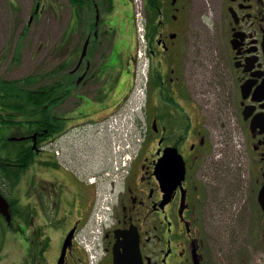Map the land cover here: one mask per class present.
Wrapping results in <instances>:
<instances>
[{
    "label": "flooded vegetation",
    "instance_id": "obj_1",
    "mask_svg": "<svg viewBox=\"0 0 264 264\" xmlns=\"http://www.w3.org/2000/svg\"><path fill=\"white\" fill-rule=\"evenodd\" d=\"M62 1L69 0H58L59 6ZM168 1L172 13L156 25L147 47L142 117L137 122L142 137L130 140L131 157L120 169L115 171L111 164L109 146L102 169L62 160L58 138L68 122L83 112L66 115L57 111L60 105L51 107L65 119L58 131L28 130L21 137L7 132L0 137V194L10 214L9 221L0 214V264L6 241L4 222L6 232L12 234L16 257L8 264H58L60 258V264H264V0L208 1L215 51L213 83L203 76L196 78L183 58L175 31L183 4ZM26 2L30 5L27 19L22 24L12 22L15 32L41 24L45 13L51 12L49 0H0V12L15 14ZM93 28L86 36L88 47L97 34ZM97 48L95 52L87 49L88 59L79 56L65 70L74 87L87 82L93 86ZM130 59L135 66V59ZM107 108H102L101 120L113 112ZM212 120L225 131H233L244 170L233 172L224 157L211 164ZM8 141H19L31 151V163L12 185L3 170L21 164L16 163L17 156L6 155L3 146ZM168 148H175L185 163L183 179L171 190L165 189L155 173L156 163ZM164 164L161 173L173 175V166ZM29 169L31 189H26L29 180L24 175ZM205 179L209 187L218 185L208 197L200 183ZM204 205L210 207L212 217L215 210L228 213L225 220L231 225L219 237L235 232L247 243L251 259L229 260L226 246L205 235L203 228L217 220L204 216ZM226 206L236 209L234 217Z\"/></svg>",
    "mask_w": 264,
    "mask_h": 264
},
{
    "label": "rangeland",
    "instance_id": "obj_2",
    "mask_svg": "<svg viewBox=\"0 0 264 264\" xmlns=\"http://www.w3.org/2000/svg\"><path fill=\"white\" fill-rule=\"evenodd\" d=\"M55 1L58 0H50V3H54ZM144 1L146 3V0ZM161 1L166 10V15L169 17L172 13V8L169 4L170 1ZM208 1L209 0H179L180 5L182 6L183 4L179 14L181 22L179 24L180 26L176 24L175 31L178 33L177 42L181 44L179 46H181L182 56L185 60L189 61L191 67L195 70L196 78L203 76L209 78L210 83H213L215 51L211 44V42H213V25ZM53 3H51L52 6L54 5ZM67 6L70 7L69 2L67 3ZM104 6V2L101 1L99 4L97 3V7L93 4V6H88V10L85 9L87 14L85 15L84 13V17L81 16V18H79L81 19L84 32L90 30L94 25L96 26L93 29H99L100 31V28L105 24L106 12H109L107 11L109 8L105 9ZM60 9L59 19L66 18V16L69 15V9L66 16V10H63L62 7ZM28 10H30V5L26 2V4L19 5V12L15 14L13 12H0V79L17 80L36 75V82L39 84H45L54 79L59 80L63 75H66L65 70L75 63L76 59L80 56L81 51H76L71 59L65 61L64 58L67 51L65 45L62 46V53L59 52V40L62 39L60 37V28L55 30V28L48 29L47 27H44V24L47 22L48 25H51L49 24L52 19L50 16L51 12L49 14L47 12L45 13V16L40 20L42 21L41 24L36 22V25L32 28L25 26V28H19V31L15 32V30L11 28L13 24L12 22L16 21L17 24H22L24 20L26 21L29 12ZM75 13L77 16V12ZM146 15L147 11L145 6V16ZM163 18L164 17H162V19ZM158 19L161 20V16ZM53 30H55V33ZM69 33L64 35L65 39H67L65 40L67 42V49H69L70 46H73L74 43L71 42V40L75 37H73L72 30ZM91 39L92 42L90 43V47L93 45V41L95 42L94 38ZM104 41L105 40L102 39V36L98 37L97 42L101 43L103 48L105 46ZM81 45L82 42L78 41V47ZM103 48L101 47L100 49L103 52L102 57L99 60H93L92 66L97 69V77L93 81V86L91 82H87L86 84L73 87L72 93L62 101V104H59L60 107L57 110L59 112L67 113L66 115H77L75 112H81V109L83 108L81 106L82 104H84L83 106H87V103H90V108L83 109V115L81 116L80 114L81 118L79 116L68 122V125H66V132L62 136H59L56 146L63 153L61 157L62 160H75L76 163L80 165L83 164V168H93L94 170L102 169L106 165V157L104 155L107 153L108 146L111 148L112 154H116L117 152H114V149L121 150V147L124 146V139H130L137 136L139 132L137 128L140 131L142 130L141 124L136 123L138 121L137 119L142 117L140 104H143L142 100L144 97V94H141V91L139 90V87L141 86V74L137 69L139 63L137 67L134 68L136 70V75L134 72L135 77H133L131 88L128 90L126 85H128L130 81L127 80L128 83L126 81L125 84H119V82L116 81L117 77L121 74L120 68L122 66L119 67L120 71L115 77L112 74L115 69H117V64L122 62L120 57L116 56V46L108 58L106 57V51ZM98 49L99 48H97V50ZM87 55L90 56L87 52L84 57L88 59ZM101 72H105L104 75H101ZM50 73L52 74L51 76ZM99 86H102L103 88L98 91ZM201 87L203 88V86ZM115 90H117L116 93H114ZM77 93L82 95V97H76L75 94ZM124 95H127L130 100L126 97L123 101H120ZM118 101L122 102V104H118ZM114 105L116 108L113 109L112 106ZM105 106H108L106 111L113 110V112L109 113V118L107 117L105 120H101L105 115L102 113V108ZM86 113H88V115H86ZM110 117L113 118L108 120ZM114 118H117V120ZM131 118H135L136 121L132 122ZM212 121V142L210 144L211 150H209L211 164L213 165L215 161L224 157L225 160L230 162V165L233 167V172L235 171V168H241L244 170L245 167L243 164L245 161L241 158L240 153L237 150V143L235 141L236 137L233 134V131H231V133L226 130V132L224 129L218 127L216 123H214V120ZM28 126L29 123H23L10 128H0V137L7 132L12 136L21 137L28 131ZM221 130H224L225 132H222ZM121 140H123V142H121ZM116 158L118 159V157ZM112 162L115 166L119 165L116 160L111 161V164H113ZM24 178L29 180L27 181V187L25 188L31 189L30 169L25 173ZM204 182H206V179L201 180L200 182L203 189L202 191L203 194L208 197L209 192L212 193L214 191L213 187L217 189L216 186L218 185L212 183L209 187L207 186L208 184H205ZM25 188L23 190H25ZM19 189L21 190V185ZM23 202L24 201L21 200L20 204ZM207 203L208 201L206 204ZM207 207L208 209L204 205V216L206 218L207 215L211 218L214 217L213 219H216L217 222L216 224L214 222L213 226L210 224V227L208 226L206 229L203 228L205 235L210 234L213 237H216L219 243L226 246L229 260L235 261V259L237 260L240 256L251 259V252H248L247 243L241 241V239L234 234L235 232L229 237L226 236V238L219 237L224 235L222 229H224L225 226L231 225L230 220H225L229 218L228 213L220 214V211L215 210V216L212 217L211 209L208 205ZM226 208L231 212L232 217H234L236 209H234V207L230 209L227 206ZM236 225L235 222V226H231L234 231ZM11 235V232H6L5 234L6 241L4 244L5 249L3 250V264H8L12 258L13 260L16 259L13 252V238Z\"/></svg>",
    "mask_w": 264,
    "mask_h": 264
},
{
    "label": "trees",
    "instance_id": "obj_3",
    "mask_svg": "<svg viewBox=\"0 0 264 264\" xmlns=\"http://www.w3.org/2000/svg\"><path fill=\"white\" fill-rule=\"evenodd\" d=\"M69 1L79 16V11L86 1ZM144 5L147 11V37L149 39L156 32V25L160 22L158 18L161 16L162 19L167 15L161 0H146ZM36 81V75L17 80L0 79V124H3L0 128L29 123L28 130L32 133L44 132L45 129L48 132L51 129L58 131L63 127L65 119H60L57 116L58 112L51 111V107L59 106L72 93L73 80L64 75L59 80L54 79L45 84H39ZM3 147L6 155L17 156L16 163L21 164L17 168L8 166L3 170L4 177L12 185V181L17 180L27 164L31 163V151L29 148H24L23 143L19 141H8ZM2 226L5 234L8 225L4 222Z\"/></svg>",
    "mask_w": 264,
    "mask_h": 264
},
{
    "label": "crops",
    "instance_id": "obj_4",
    "mask_svg": "<svg viewBox=\"0 0 264 264\" xmlns=\"http://www.w3.org/2000/svg\"><path fill=\"white\" fill-rule=\"evenodd\" d=\"M56 3L57 6L55 5V3H53V10L50 14L52 19L49 24H51L52 26L48 25L47 22L44 24V27H47L48 29L55 28V30L57 28H60V37L62 38V41L64 40L63 36L66 33H69L71 30L73 31V37H75L71 40V42H73L74 44L73 46H70V52L65 56V59H70L74 54V50L78 48V41L83 43V37L85 36V34H87V31L84 32V29H82V24H80L78 19L75 18V14L71 7L67 6V2L62 1V6L64 7L63 9L66 10L65 16L68 13V9L69 15L64 19H59L61 10L60 8L62 6H59L58 2ZM131 5V0H112L107 3V5L104 7L105 9L109 8L110 10H107L109 12H106L105 24L103 25V27H101V31H97L96 38V41H98V37L102 36V39L106 40V42L110 44V46L106 48L105 52L107 58L111 55L116 46V56L120 57L122 62L117 64L118 70L115 69L112 74L115 77L121 69V74L119 75V77H117L116 81L119 82V84H125L127 80L130 81V83L126 85V88L128 87V90L131 88V82L133 78V62L130 58L134 56L137 43L135 29L133 27V9ZM55 30H53L54 33ZM96 48V44L93 43L91 52H95ZM100 57L101 54L97 55V59H99ZM119 67L121 68L119 69ZM103 73L105 72H102V74Z\"/></svg>",
    "mask_w": 264,
    "mask_h": 264
},
{
    "label": "water",
    "instance_id": "obj_5",
    "mask_svg": "<svg viewBox=\"0 0 264 264\" xmlns=\"http://www.w3.org/2000/svg\"><path fill=\"white\" fill-rule=\"evenodd\" d=\"M174 2H175V0H172V4H174ZM87 42H88V40H86V42L83 46V50H81L82 51L81 57H83V55L86 52ZM34 136H35V134H33L31 136V138H33ZM164 153H165V156L163 158H161L158 163H156L157 165L155 167V173L159 176L160 180L163 183L162 185H164L165 189L171 190L175 184L180 183L181 180L183 179L184 172H185V163H184V160H183L181 154L178 153L175 148H168V150H166ZM163 164H164V167H167L169 165L173 166V170H174L173 175L170 176V175H165V174L161 173V170L163 168ZM173 181L175 183L172 184ZM0 214L5 216L7 221L10 220L8 203L2 194H0ZM60 262H61V258H60L58 264H60Z\"/></svg>",
    "mask_w": 264,
    "mask_h": 264
},
{
    "label": "built area",
    "instance_id": "obj_6",
    "mask_svg": "<svg viewBox=\"0 0 264 264\" xmlns=\"http://www.w3.org/2000/svg\"><path fill=\"white\" fill-rule=\"evenodd\" d=\"M134 2V16H135V23H136V30L138 34V39L140 45L138 47V57L140 59H144L145 55V48L146 47V39H145V19L143 16V0H133Z\"/></svg>",
    "mask_w": 264,
    "mask_h": 264
}]
</instances>
